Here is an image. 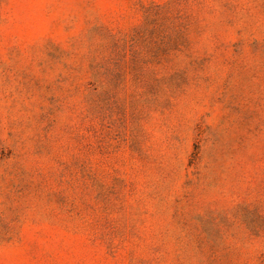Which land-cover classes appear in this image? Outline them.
<instances>
[{
  "label": "rangeland",
  "instance_id": "1",
  "mask_svg": "<svg viewBox=\"0 0 264 264\" xmlns=\"http://www.w3.org/2000/svg\"><path fill=\"white\" fill-rule=\"evenodd\" d=\"M0 264H264V0H0Z\"/></svg>",
  "mask_w": 264,
  "mask_h": 264
}]
</instances>
